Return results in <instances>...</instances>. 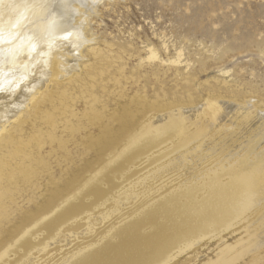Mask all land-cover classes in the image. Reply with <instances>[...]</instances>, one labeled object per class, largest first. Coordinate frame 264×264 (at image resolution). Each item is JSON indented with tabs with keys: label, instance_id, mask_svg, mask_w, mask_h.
<instances>
[{
	"label": "bare ground",
	"instance_id": "6f19581e",
	"mask_svg": "<svg viewBox=\"0 0 264 264\" xmlns=\"http://www.w3.org/2000/svg\"><path fill=\"white\" fill-rule=\"evenodd\" d=\"M98 2L49 0L29 12L24 3L0 0V264H37L40 252L65 246L73 225L90 237L56 249L48 264H237L256 250L243 264H264V112L220 95L192 112L171 110L163 102L171 96L176 104V93L157 88V70L147 80L136 70L127 76L115 66L121 50L89 44L87 11ZM147 53L158 68L164 64ZM185 88L181 105L191 107L196 97ZM97 147L111 148L107 162L77 181L75 171ZM165 158L191 164L189 178L139 193L132 182L141 166ZM234 225L242 236L219 239L202 260L192 249L175 262Z\"/></svg>",
	"mask_w": 264,
	"mask_h": 264
},
{
	"label": "rangeland",
	"instance_id": "374dc122",
	"mask_svg": "<svg viewBox=\"0 0 264 264\" xmlns=\"http://www.w3.org/2000/svg\"><path fill=\"white\" fill-rule=\"evenodd\" d=\"M48 1L13 0V4L24 3L26 10L30 12ZM94 7L87 11V26L84 32L90 41L89 44L104 50L109 48L113 53L121 50L119 58L115 60V66H121L127 76L130 71L136 70L142 78L143 75L146 78L151 70H157L159 72L157 88L164 92L172 89L176 93V104L171 100V96L166 97L167 101L163 102L166 106L168 104L173 106L171 110L180 112L179 110L183 108L187 112H192L203 105L209 97L220 95L224 101L237 105H241L243 100L249 101L254 110L264 112V0H100ZM3 35L2 33L0 36ZM148 48L164 61L159 68L158 61L147 60ZM82 53L84 57L81 59L86 58V61H89L86 50ZM172 61L178 63L169 65ZM123 84L129 91L128 94H132L135 85L130 80ZM186 85L196 97L191 107L181 105L187 97ZM77 107L80 108L81 104L79 103ZM17 129L12 128L10 133ZM98 148L94 153L87 152L78 171L74 170L77 181H82L92 174V169L94 172L107 162L106 154L110 155L111 148L108 152ZM42 150L45 152L46 148ZM172 160L165 158L150 166L142 165L143 170L136 176L140 179L132 182L138 187L139 193L149 186L151 188L156 186L159 189L162 182L170 186L177 180L188 179L191 164L183 163V166ZM54 171L53 175H56ZM153 191L143 193L138 199L153 196ZM136 201L138 200L121 203L115 213L94 226L93 230L100 231L103 225L117 220L120 214L136 206L137 204H134ZM109 207L106 204L101 208L105 212ZM101 208L95 209L89 216L97 218ZM81 230L83 228L74 229V225L68 227L66 231L70 237L65 246L63 243L61 246L50 248L47 256H44L45 251L40 252L41 255H36L39 256L37 264L55 261L56 249H68L84 242L86 236L90 237L87 231ZM242 230L239 225H234L227 230L218 229L219 233L210 232L215 237L211 235L204 237L188 250H184L175 262H181L190 256L192 249L202 252L199 259L202 260L215 248L219 239L230 243L242 236L240 235ZM259 253L258 250L253 251L237 264L246 263L251 255Z\"/></svg>",
	"mask_w": 264,
	"mask_h": 264
}]
</instances>
